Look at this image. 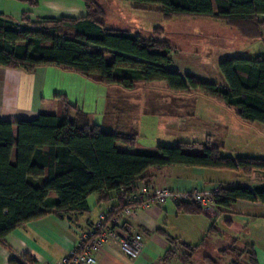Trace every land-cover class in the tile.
<instances>
[{
  "label": "trees",
  "instance_id": "trees-1",
  "mask_svg": "<svg viewBox=\"0 0 264 264\" xmlns=\"http://www.w3.org/2000/svg\"><path fill=\"white\" fill-rule=\"evenodd\" d=\"M81 1L86 14L79 17L61 15L36 22L23 16L22 23H15L0 16V67L33 71L52 65L106 86L129 90L135 88L137 80L163 81L176 93L202 90L234 108L242 120L264 124L263 56L233 55L221 59L219 70L224 84L191 74L183 76L170 67L173 46L168 39L158 33L150 37L109 28L101 3ZM125 1L158 5L165 18L223 20L243 39H264V0H215L217 10L212 0ZM28 2L32 6L39 4L37 0ZM64 101L56 114L41 113L34 119L16 121L0 118V243H5V237L13 230L50 212L64 217L71 212L89 211L88 197L94 193L100 201L116 198V205L126 206L125 197L138 190L139 176L152 167L182 165L241 170L246 175L264 172V158L225 155L218 143L204 144L202 153L185 150L199 146L196 142L142 148L138 145L137 128L106 130L92 122L89 114ZM52 191L57 199L53 210L47 211L46 199ZM214 200L217 211L238 200L264 204V184L254 189L221 186ZM176 204L188 214L203 212L192 201ZM215 228L213 223L197 243L180 242L167 235L173 247L154 264H171L174 260L180 264L193 263L195 254ZM219 254L229 264H259L252 243L241 246L234 240L220 249ZM25 256L27 264H35L33 258ZM203 261L218 263L209 255ZM11 264L23 263L18 257L12 258Z\"/></svg>",
  "mask_w": 264,
  "mask_h": 264
},
{
  "label": "crops",
  "instance_id": "crops-1",
  "mask_svg": "<svg viewBox=\"0 0 264 264\" xmlns=\"http://www.w3.org/2000/svg\"><path fill=\"white\" fill-rule=\"evenodd\" d=\"M37 1L38 6H32L28 0H0V16L22 23L23 16L39 22L61 15L79 17L86 14V7L81 0ZM212 2L217 10L215 0ZM263 29L264 27L262 31ZM230 52L226 54L227 57L233 56ZM173 62L177 64L175 57H172L171 68L178 70L183 76L191 74L188 72V65L178 63L173 66ZM216 82L224 84L225 80L222 77ZM108 90L110 88L106 85L52 65L41 66L33 71L0 67V118L16 121L34 119L41 113L56 114L66 99L72 106L89 114L91 121L104 129L108 127L106 130L129 131L137 128L140 138L142 120L107 121L102 117L103 114L106 116L108 110ZM71 113L75 116V111ZM253 125L256 127V138L252 140L250 153L245 156L264 158V124L254 122ZM14 130L16 133L15 126ZM15 156L14 151L13 161ZM263 184L264 172L260 171L246 175L241 170L182 165L149 168L137 181L138 188L145 187L151 192L164 187L192 190L217 186H248L254 189ZM56 199L57 194L50 192L45 210H53ZM116 204V198L100 201L98 194L94 193L88 197L87 212H71L64 217L50 212L24 224L10 232L4 239L5 243H0V264H11L12 258L18 259L23 254L33 258L35 264H61L79 242L81 234L97 221L100 213ZM200 215L205 219L203 233L196 223ZM127 222L129 228L143 235L144 247L140 256L131 258L121 251L119 245L109 243L98 252L97 264H154L173 247L167 235L180 242L197 243L200 239H192L191 235L201 234L202 238L213 223L216 225L215 231L208 235L205 244L199 249L203 253L201 264H207L203 261L205 255L216 258L217 264H224L225 258L220 257L219 250L234 240H237L238 245L252 243L259 264H264V204L260 202L238 200L220 211L215 209L209 214H188L180 210L176 203L168 201L163 205L138 211L136 216L128 217ZM207 249L212 253H207ZM228 261L226 264H229ZM171 264L180 262L174 260ZM191 264H195L194 261Z\"/></svg>",
  "mask_w": 264,
  "mask_h": 264
},
{
  "label": "rangeland",
  "instance_id": "rangeland-1",
  "mask_svg": "<svg viewBox=\"0 0 264 264\" xmlns=\"http://www.w3.org/2000/svg\"><path fill=\"white\" fill-rule=\"evenodd\" d=\"M97 1L105 10L107 27L150 37L158 33L159 37L168 39L172 44V57H175L176 63L188 65V72L196 77L214 82L222 78L218 59L226 58L230 51L237 56L264 57V39H243L235 28L223 20L192 16L165 18L155 4ZM177 64L173 62V66ZM136 82L131 90L108 86V110L102 117L107 121L142 120L139 146L152 149L160 145L196 142L200 145L185 150L202 153L204 144L218 143L225 155L245 156L250 153L252 140L257 134L256 127L253 122L242 120L234 108L225 106L202 90L176 93L163 81ZM204 222L200 215L196 223L201 233L205 229ZM200 235L193 233L191 237L201 240L204 235L202 238ZM206 252L212 253L208 249ZM202 254L201 250L195 254V264H201Z\"/></svg>",
  "mask_w": 264,
  "mask_h": 264
},
{
  "label": "built area",
  "instance_id": "built-area-1",
  "mask_svg": "<svg viewBox=\"0 0 264 264\" xmlns=\"http://www.w3.org/2000/svg\"><path fill=\"white\" fill-rule=\"evenodd\" d=\"M219 186L212 189L178 190L164 187L149 191L145 187L125 197L126 206L112 205L101 212L92 227L81 234L79 242L62 260L61 264H97V255L101 248L109 243L119 245L121 251L131 258L140 256L143 247V235L128 227L127 218L136 216L138 211L160 206L168 201L179 203L192 201L199 205L203 212L209 214L215 210L214 195ZM26 263L25 254L19 257Z\"/></svg>",
  "mask_w": 264,
  "mask_h": 264
}]
</instances>
